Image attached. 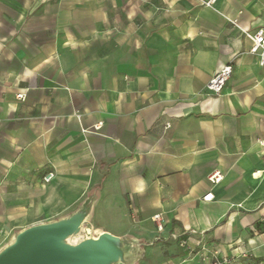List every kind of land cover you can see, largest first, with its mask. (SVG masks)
I'll return each instance as SVG.
<instances>
[{
    "label": "crops",
    "instance_id": "1",
    "mask_svg": "<svg viewBox=\"0 0 264 264\" xmlns=\"http://www.w3.org/2000/svg\"><path fill=\"white\" fill-rule=\"evenodd\" d=\"M258 28L264 0H0V241L91 200L136 264H264Z\"/></svg>",
    "mask_w": 264,
    "mask_h": 264
},
{
    "label": "water",
    "instance_id": "2",
    "mask_svg": "<svg viewBox=\"0 0 264 264\" xmlns=\"http://www.w3.org/2000/svg\"><path fill=\"white\" fill-rule=\"evenodd\" d=\"M90 212L91 200L70 214L22 228L0 249V264H135L142 252L126 237L110 231L91 235L85 228Z\"/></svg>",
    "mask_w": 264,
    "mask_h": 264
},
{
    "label": "built area",
    "instance_id": "3",
    "mask_svg": "<svg viewBox=\"0 0 264 264\" xmlns=\"http://www.w3.org/2000/svg\"><path fill=\"white\" fill-rule=\"evenodd\" d=\"M200 5L204 6H213L216 0H198ZM234 24H237V20H232ZM246 36H248L252 40V47L250 52L255 54L258 58V62L264 66V28H258L257 30L251 32L249 30H244ZM233 73V64H223L211 77L209 80L207 87L214 94H220L224 89L226 83L230 79ZM19 97H23L22 94H18ZM218 172L211 174L209 179L217 180L219 179ZM55 176L54 171L48 172L44 176L45 182H50V180ZM155 220H161L160 215L155 216ZM162 221V220H161ZM162 228V224L159 225ZM227 261V260H226Z\"/></svg>",
    "mask_w": 264,
    "mask_h": 264
},
{
    "label": "rangeland",
    "instance_id": "4",
    "mask_svg": "<svg viewBox=\"0 0 264 264\" xmlns=\"http://www.w3.org/2000/svg\"><path fill=\"white\" fill-rule=\"evenodd\" d=\"M87 227L89 228L91 235L97 236L100 233L99 230L96 229L91 224V222H89V221H88L87 224H85V228H87ZM155 227H156V230H157L158 234L160 235V232H162V231H160L161 227L159 225H157V224H156ZM19 230H21V228H14L12 231H10L9 234H7L6 237L3 238V240L0 241V249H2L5 245H7L13 239L15 233L17 231H19ZM85 232H86V230L81 233V237L84 236ZM156 241L160 242L161 240L158 239ZM147 245L148 244H139V245L136 244L135 245L142 252V257L137 262H135V264L140 262V261H142V259L144 258V250L146 249L145 247H147ZM156 248H157V250H161L162 251L163 250V245L161 246V244H158L156 246Z\"/></svg>",
    "mask_w": 264,
    "mask_h": 264
}]
</instances>
